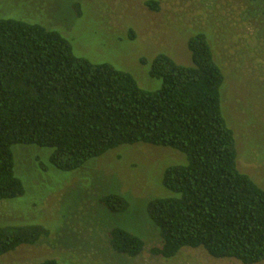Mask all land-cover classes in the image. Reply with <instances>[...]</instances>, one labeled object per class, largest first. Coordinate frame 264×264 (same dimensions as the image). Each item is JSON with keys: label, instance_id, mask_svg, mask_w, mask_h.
<instances>
[{"label": "trees", "instance_id": "1", "mask_svg": "<svg viewBox=\"0 0 264 264\" xmlns=\"http://www.w3.org/2000/svg\"><path fill=\"white\" fill-rule=\"evenodd\" d=\"M187 47L190 67L163 54L154 58L149 76L161 86L151 92L129 73L75 56L56 31L0 20V201L24 195L13 146L52 150L50 164L63 172L122 146L169 148L186 164L164 171L162 186L172 196L148 203L161 238L151 256L170 260L187 248L241 264L264 262V189L237 168L234 133L221 111L222 70L204 34ZM99 203L111 213L128 209L118 195ZM47 235L39 226L0 227V258ZM109 246L129 258L144 249L119 228L110 230Z\"/></svg>", "mask_w": 264, "mask_h": 264}, {"label": "rangeland", "instance_id": "2", "mask_svg": "<svg viewBox=\"0 0 264 264\" xmlns=\"http://www.w3.org/2000/svg\"><path fill=\"white\" fill-rule=\"evenodd\" d=\"M3 19L56 31L75 56L129 73L151 92L161 86L149 76L154 58L163 54L190 67L188 40L204 34L224 76L221 111L234 133L237 168L264 189V0H0ZM11 150L24 195L0 201V227L39 226L48 235L1 257L0 264H241L203 249H182L170 260L151 256L161 238L147 206L172 196L162 178L168 167L186 164L177 151L122 146L63 172L50 164V149ZM107 195L122 197L128 209L109 212L99 203ZM114 228L139 238L141 255L113 252Z\"/></svg>", "mask_w": 264, "mask_h": 264}]
</instances>
